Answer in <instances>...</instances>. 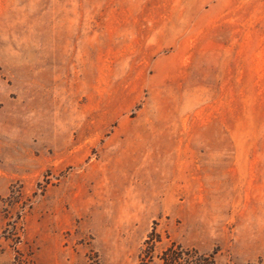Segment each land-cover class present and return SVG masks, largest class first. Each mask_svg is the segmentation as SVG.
Instances as JSON below:
<instances>
[{"label":"rangeland","instance_id":"obj_1","mask_svg":"<svg viewBox=\"0 0 264 264\" xmlns=\"http://www.w3.org/2000/svg\"><path fill=\"white\" fill-rule=\"evenodd\" d=\"M152 229L264 264V0H0V264Z\"/></svg>","mask_w":264,"mask_h":264},{"label":"trees","instance_id":"obj_2","mask_svg":"<svg viewBox=\"0 0 264 264\" xmlns=\"http://www.w3.org/2000/svg\"><path fill=\"white\" fill-rule=\"evenodd\" d=\"M11 195L18 193L10 189ZM159 241V236L155 229L147 235L143 242L138 264H219L216 260V253H200L194 249L183 248L182 246L171 243L160 253L155 254V244ZM16 264H26L23 261H16ZM90 264H97L91 262Z\"/></svg>","mask_w":264,"mask_h":264}]
</instances>
